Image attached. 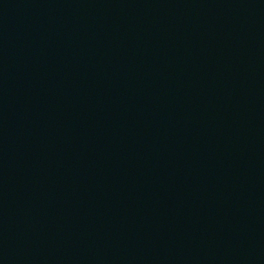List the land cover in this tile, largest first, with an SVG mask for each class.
I'll use <instances>...</instances> for the list:
<instances>
[{
    "label": "water",
    "instance_id": "obj_1",
    "mask_svg": "<svg viewBox=\"0 0 264 264\" xmlns=\"http://www.w3.org/2000/svg\"><path fill=\"white\" fill-rule=\"evenodd\" d=\"M0 264H264V0H0Z\"/></svg>",
    "mask_w": 264,
    "mask_h": 264
}]
</instances>
